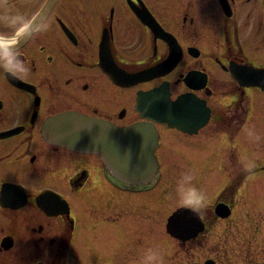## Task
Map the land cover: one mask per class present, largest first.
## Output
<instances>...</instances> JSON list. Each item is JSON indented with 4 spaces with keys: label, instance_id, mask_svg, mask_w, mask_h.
<instances>
[{
    "label": "flooded vegetation",
    "instance_id": "obj_1",
    "mask_svg": "<svg viewBox=\"0 0 264 264\" xmlns=\"http://www.w3.org/2000/svg\"><path fill=\"white\" fill-rule=\"evenodd\" d=\"M7 12L22 14L33 24L20 44L29 73L13 77L0 68V264H126L120 259L122 249L102 257L99 243L106 242V248L108 243L124 241L131 247L133 242L140 246L149 229L151 233L157 231V237L163 230L174 242L195 251V247L208 244L210 238L205 236H212L210 227L239 228L235 205L226 199L234 194L238 200L239 196V188L236 191L230 185V178L221 188V194H229L200 214L205 229L185 241L174 239L166 230L167 219L175 210L165 223L156 222V217L144 222L139 212L125 216L122 223L115 222L116 217L107 222L98 213L92 218L89 213L84 215L81 202L102 190L109 197L115 192L120 200L123 196L135 206L145 199H157L153 196L166 178V162L157 154V175L148 185L122 182L99 155L75 152L51 142L45 126L53 117L69 111L119 127L152 123L159 130L158 153L165 147L163 139L168 142L166 148L176 151L183 144L192 145L197 137L202 139L198 150L203 152L207 146L201 134L206 135L205 129L214 125L217 131L210 134L216 138L209 137L217 140L207 142L210 148L216 144V150L207 155H213L214 163L206 167L205 175L203 164L194 166L193 180L198 181L197 187L211 171L221 177L225 160L233 162L226 155L227 146L233 143L234 149L240 148L242 142L235 120L212 113L198 132H182L141 115L137 98L139 93L166 86L171 100L190 94L211 111L210 100L217 93L222 99L230 98L231 103L239 99L242 104L251 88H241L230 69L235 64L264 69V0H9ZM0 31L10 29L0 24ZM171 54L179 56L173 67L163 75L153 77L149 73L144 77L142 71L155 70ZM113 69L141 73L143 78L133 85L116 82L109 74ZM214 71L223 75H214ZM231 129L235 130L233 138L229 137ZM83 157L94 159L88 162ZM164 192L160 191V199H166ZM219 203L229 206L230 217L215 214ZM242 232L246 239L236 244L232 253L240 257L244 249L251 259L252 251L261 244L247 240L255 232ZM223 235L219 234L220 243L216 244L220 250L208 258L217 264L228 253ZM261 243L264 245V240ZM130 252L125 249L127 264H141L142 259L129 261L133 256Z\"/></svg>",
    "mask_w": 264,
    "mask_h": 264
},
{
    "label": "rangeland",
    "instance_id": "obj_2",
    "mask_svg": "<svg viewBox=\"0 0 264 264\" xmlns=\"http://www.w3.org/2000/svg\"><path fill=\"white\" fill-rule=\"evenodd\" d=\"M131 36L134 38L132 33H130V37ZM213 40V34H210L209 41L212 43ZM213 74L223 75L220 71H214ZM223 77L224 79L228 80L226 76ZM243 100L244 102L242 104L239 103V99H235L231 103L230 98L227 97L222 99V96L219 93L212 96L210 101L213 115L223 113L228 120H235L238 128L237 133L239 132V129L241 130L239 135L242 142L240 148L234 149L233 143L227 146V149L225 150L226 155L233 162H228L225 160L224 170L220 171L221 177H217L214 174V171H211L207 179L203 182H200L196 188L206 194V208L209 209L210 207L214 206V202H216V200L221 199L222 197V199H224L229 194L225 193L224 191L221 194V192L224 186L227 185V180L230 178V185L235 186L236 191L237 188H239V196L238 200L233 198L234 194L227 197L226 199L232 200L235 205V214H237L235 218L237 221L240 219V224L238 226L239 228L245 230L246 233H249V235L254 233L257 227L259 232L255 233L253 238L247 240L254 241L255 239L258 241V244H261V246L257 247L255 252L252 251L253 256H249L252 257L251 259H247V255L245 254L237 257L234 252L232 253V248H237L239 242L245 241L243 239H246V237L242 236V230L235 226L230 228L229 226L222 225L219 227L218 224L214 227V230L218 229L225 231L221 238L223 239V242H227L226 249L228 251L226 255L227 257H224L223 260H220L219 264H264V245L261 243L262 240H264V92H261L258 89L246 91L245 98ZM236 103L240 104V110L238 112L236 111V106H238ZM248 109L249 114L247 116ZM214 122H217V120ZM212 126L205 129L206 131H204V133H206V135L201 134L202 137L205 136L204 143L207 146L208 151L203 147V152L198 150L202 145L198 143L200 140H202L200 137L193 139L192 145L183 144V147L180 146L179 149L176 148V151L173 150L174 147L166 148L168 142L167 140L163 139V144L165 147L162 149V151H159L158 153L156 152V154L161 155L163 160L162 162H166L167 172H165L166 178L161 184V188L157 190L159 192L153 196H157V199H145L143 202L137 205L140 206L138 208L135 206L136 203L132 204V202L127 200V198L124 199L122 196L120 200L119 196L116 195L115 192L110 193L111 196L109 197L106 195L107 192H103L102 190L99 193L95 192V196L86 199L83 198L84 200L82 202L80 201L82 203L81 205L83 207V211L86 212L83 214L85 215L89 213L91 214L92 218V214L98 213L100 214V218H103L107 222H110L109 220H112V217H116L117 220L115 222L119 221L122 223V219L125 216H131L133 214L135 215L133 212H139L141 220L143 219L144 222H151L153 217H156V222L159 221L165 223L170 212L176 210L177 207H179L178 200L176 198V185L181 177L185 173L189 172L194 176L192 170L195 169L194 166H198L199 164L204 165L205 169L203 170V175H205L208 173V166H211L214 163L213 155L210 157L207 156L209 153L216 150V144H214L213 148H210L207 145L209 140L210 142H215V140H217H213L211 137H209L214 136L216 138V135L210 134L216 133L217 131L216 127ZM227 127H229V125ZM234 132L235 130L231 129V134L229 135L230 138L234 137ZM249 132H252L253 135L249 136ZM226 136L228 137V135ZM163 151L165 153H162ZM232 154L234 155L229 157ZM93 159L94 157H83V161L86 160L89 162L91 160L93 161ZM238 161L239 164L237 165ZM249 164L254 166L252 168H248L247 166ZM197 182V180H193L192 184L196 186ZM114 187L116 186H113L112 188ZM163 190H165L163 196H165L166 199L159 198L160 191ZM158 200H160L161 203H156ZM87 201L88 204L83 205V203H86ZM102 212H104L103 216H101ZM127 218L131 219L130 217ZM92 223H94V221H92ZM210 229H212V227H210ZM150 233L151 232L149 229V234ZM205 238H210L205 248H203V246H198V248H194L195 251H191L171 240L166 235L165 231L162 230L160 231L157 247L154 250L160 253L163 259V264H188L192 262H204V259H208L215 254L216 249L220 250L221 248L216 246V244L220 243L219 235L205 236ZM105 243L106 242L103 241L101 242V245L99 243V254L102 257L110 254L111 252L109 251L111 250L114 251L115 249H122V251H120L121 256L125 260H123L121 256L120 259L122 262H126L127 264L125 249H132L129 242L124 241L120 244L117 242H111L108 243V248L103 246ZM124 244L129 245V247L123 246ZM168 244L169 251H164V247L162 245L168 246ZM149 248L150 247H145L143 249V254H145ZM245 259L246 261H244Z\"/></svg>",
    "mask_w": 264,
    "mask_h": 264
},
{
    "label": "water",
    "instance_id": "obj_3",
    "mask_svg": "<svg viewBox=\"0 0 264 264\" xmlns=\"http://www.w3.org/2000/svg\"><path fill=\"white\" fill-rule=\"evenodd\" d=\"M178 57V55L172 56L171 54V57L163 64L156 66L155 70H144L142 74L144 77H147L149 73L153 77L163 75L169 68L173 67ZM247 68V66H241L240 69L235 67L231 70L240 87L257 86L264 90V69ZM109 72L116 82L128 85L138 83L143 78L141 73L128 74L116 69ZM162 96L166 100L160 102L159 107L162 106L159 110L162 112L171 111L172 116H163L167 118L151 116L152 120L166 122L171 127L191 134L196 133L205 125L208 113L204 112V117L198 118V107L195 105L197 101L191 96H182L174 104L170 102L166 92ZM153 98L154 94L149 96L139 94L137 108L143 111L144 101H153ZM173 110L176 111L177 121H175L176 117ZM202 110H204L203 107ZM172 117L173 121L171 120ZM197 118L200 121L194 122ZM192 119H194L193 123L191 122ZM45 127V135L51 142L59 143L75 152L99 155L107 169L122 181L132 184L147 183L153 178L157 170V158L154 150L157 147L159 137L157 129L150 123H137L121 128L106 120L69 111L53 117ZM216 213L225 214L222 204L218 205ZM189 214L192 216L190 219L188 218ZM182 218L183 220H181ZM176 221L182 234L185 235L184 237L188 236L186 238H189L195 231L194 227L192 230L191 228L193 223L198 222V216L181 208L169 218V232L174 231L173 224ZM182 221L191 226L183 227ZM205 264L212 263L209 261Z\"/></svg>",
    "mask_w": 264,
    "mask_h": 264
},
{
    "label": "clouds",
    "instance_id": "obj_4",
    "mask_svg": "<svg viewBox=\"0 0 264 264\" xmlns=\"http://www.w3.org/2000/svg\"><path fill=\"white\" fill-rule=\"evenodd\" d=\"M9 0H0V24H4L10 31H0V68L13 77L25 76L30 69L21 55V41L31 33L33 22L22 14H10L7 12ZM249 136L253 133L249 132ZM258 139V137H257ZM249 164L247 167L252 168ZM194 176L185 173L176 185V198L179 208L200 216L207 207V196L197 189L192 181ZM141 264H163V259L158 251L149 248Z\"/></svg>",
    "mask_w": 264,
    "mask_h": 264
},
{
    "label": "bare ground",
    "instance_id": "obj_5",
    "mask_svg": "<svg viewBox=\"0 0 264 264\" xmlns=\"http://www.w3.org/2000/svg\"><path fill=\"white\" fill-rule=\"evenodd\" d=\"M200 166H202V165L199 164V167ZM199 171H200V168H197V172H199ZM203 227L205 229V226H203ZM258 232H259V229L256 227L255 233H258ZM208 233L210 235H219V234L225 233V231L224 230L221 231V230H218V229H216V230L209 229ZM142 238L144 239V243L142 245H140V246L135 244V242H133V246H132V249H131V252H130L133 256H129V261L130 262H133V260H136V258L137 259H142L143 256H144L143 249L145 247H150L152 249H155L157 247L158 239H159V237H157V231H155L154 233L148 234V235H146V236H144ZM135 240H136V238L133 241H135ZM162 246L164 247V251H169V244H168V246L167 245H162ZM240 251L242 252V255L247 252L244 249H241ZM192 263H194V262H192ZM87 264H89V262Z\"/></svg>",
    "mask_w": 264,
    "mask_h": 264
}]
</instances>
